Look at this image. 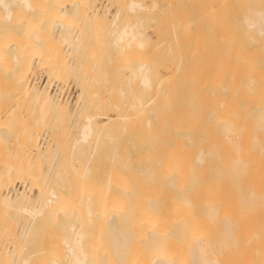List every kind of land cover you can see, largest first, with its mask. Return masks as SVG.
<instances>
[{"label":"bare ground","instance_id":"1","mask_svg":"<svg viewBox=\"0 0 264 264\" xmlns=\"http://www.w3.org/2000/svg\"><path fill=\"white\" fill-rule=\"evenodd\" d=\"M92 1L0 0V24L7 21L14 26H10L13 32L8 40L11 50V58L8 59L12 62V80H9L11 103L7 110L0 104V114L7 115V123H0V140L9 134L10 144L8 158L3 154L0 164V234L5 232L9 235V239L0 245V256L7 259L16 251L19 254V240L25 245L35 240L34 245L37 246L32 251L27 252L30 248L23 251L24 256L21 254V264H175L170 251L171 237L167 239L166 230H169L170 236H186L190 242V264L257 263L256 260L252 263L251 254H255L254 248H257L253 241L256 234L259 235V229L254 227L252 231L249 228L253 215H250L252 218L248 223L245 213L248 209L256 210L255 205L250 208V201L254 198V204L258 205L257 196L260 195L256 192L255 198L256 177L253 179L251 168H255L257 160L251 155L258 154L260 160L264 158L260 157V154L264 156V42L245 51L241 48L242 43L224 41L225 23L216 26L192 24L215 13L225 14L233 4L241 7L243 0H204L191 19L173 26L176 46L171 50L173 54L167 56L164 54L165 40L150 38L146 34L147 29L144 31L137 23H130L131 20L120 25L117 23L122 10L138 11L143 7L142 0H114L117 9H114L113 16L110 14L112 21L109 22L107 0L101 9L97 8L98 5L93 7L96 4L95 0ZM149 2L151 10L156 8L158 2ZM255 7L245 12L242 28L244 32L253 29L264 34V9ZM122 17L125 18L124 15ZM110 22L113 28L111 31L108 28V32L113 36L112 44L115 50L125 53L128 87L119 91L127 105L122 113L116 112L113 116L103 112L107 110L112 95L108 91L93 99L94 111L89 108L91 112L84 114L87 112L83 106L88 101V93L91 101L86 105L89 107L92 102V94L87 90L88 58H94L95 52L92 49V40H95L88 31L90 27L102 28ZM51 26L58 27V31L55 32L53 27V33ZM1 29L2 63L7 46L3 51L1 39L9 36L4 35L5 29ZM154 31L157 36L159 31L156 28ZM185 32L183 36L186 35L187 40L179 41V36ZM204 36H209L210 41L203 39ZM62 45L66 47L65 51ZM40 65L44 67L46 82L39 85L30 81V77ZM75 71L81 83L80 92L70 107L71 103L64 97L53 95L49 86L53 81L60 84L65 72H73L74 75ZM1 74L4 73H0V78ZM96 92L94 90V95ZM4 100L2 104L7 107ZM77 111L84 114V119L76 126L78 135L72 151L76 148L77 153L83 155L84 146L89 142L92 143V154L99 136L113 139L120 127L119 137H122V132L129 138L133 137L136 142L130 140L138 144V153L156 157L152 173L143 167L138 168L137 174L128 173L123 170L127 163L121 165L120 159L115 162V158H111L112 163L103 179V190L94 188L99 186L98 177H94L87 191V184L82 179L88 172L87 164L77 171V185L68 183L61 137L66 119L69 120ZM43 131L48 132L44 146L38 142ZM182 154L187 156L185 169L170 165L174 156ZM166 156L171 157L168 159ZM250 158L252 161L255 159L251 168ZM43 163H46V169H41ZM260 167L259 164L258 172H261ZM262 173L264 171L261 172L264 176ZM133 176L138 177V181L142 178L154 181V184L176 185L178 179L184 180L186 185L197 188L200 194L197 198L193 193L192 198L187 192L184 194V202L195 213L191 210L189 217L179 219L156 214V199L153 196L148 198L138 219L142 230L138 227L141 232L137 237L144 246L135 255L130 253V243L137 237L135 233L134 238L130 234L134 230L129 232V229H133L136 216L132 212L133 220L128 227L131 215L128 208L131 206L120 211L113 207V202H120L121 196L129 195L126 181ZM16 181L26 182L28 190H15ZM78 200L84 203L83 208ZM197 200L201 202L197 208L202 214H199L200 219L206 225L202 230L194 231L199 223V219H195L197 210L194 208ZM247 216L250 217L248 213ZM18 217L24 219V224ZM16 218L19 227L20 223L23 224L18 238L11 228ZM52 224L64 231L61 241L67 251L66 262H62L45 242L44 232L48 234L45 228L51 229ZM166 240L170 241L168 246ZM208 254L211 257H207ZM260 257L261 254L258 258L257 254L255 256L258 264Z\"/></svg>","mask_w":264,"mask_h":264},{"label":"rangeland","instance_id":"2","mask_svg":"<svg viewBox=\"0 0 264 264\" xmlns=\"http://www.w3.org/2000/svg\"><path fill=\"white\" fill-rule=\"evenodd\" d=\"M105 1L106 0H102V1L101 0H95L94 3L96 5H94L93 7H96L98 5L97 8L100 7L99 9H101L102 4L105 3ZM109 1H111V0H107L105 3L109 7V11H108L109 13L107 14V22H109L108 20L112 21V16L114 15V13L116 12L115 10L117 9V7H115V5H116L115 1L114 0L111 1L112 4ZM124 1L127 2V0H124ZM198 1H200V2H198ZM92 2L93 1L91 0V3ZM140 2L141 3L143 2L142 3L143 7L141 9H139L140 11L139 10L138 11L137 10L136 11H130L128 9H125V11L122 10L120 12V15L118 18L119 20H117V23L120 25L124 21L128 22L131 20L130 23H132V24L137 23L138 25L141 26V29H143L144 31H145V29H147L146 31H148V32H146V34H148L150 38H152V39L158 38L160 40H165L164 41V51H166V53H164V54L167 56V55L173 54V53H171V50L175 49V46H176V44H175L176 40L174 39V35L172 34L173 26L174 25H176V26L181 25V24L185 23L186 20L191 19L195 15V13L193 14V12L195 10H197L198 8H200L199 6L202 5L201 3L205 2V1L204 0H158V1L155 0V2L156 3L158 2V3L156 4V8L154 7V8H152V10H151V7H149V5H150L149 0H147L146 2H145V0H142ZM198 3H199V5H198ZM111 5L113 7H111ZM103 6H104V4H103ZM236 6H239V7H236ZM253 6H256L255 8L264 9V0H243V4L241 5V7L238 4H233V6H231V8L227 11L228 13L227 12H225V14L215 13L212 16H210L209 18H206V20H203L202 22L199 20H196V21L192 22V24L202 23L205 25L211 24L213 26H216L217 24L219 25V24L225 23L226 27L224 28V31L226 33V37L224 38V41H227V42L232 43V44L242 43L241 48H244L245 51L246 50L248 51V50L255 48L254 46L256 44L264 42V34H259L256 30H253V29L249 30L248 32H244L243 28H242L243 18L246 15L245 12L246 11L249 12V9H252ZM191 7H192V9H191ZM1 12L2 11H0V14H1ZM123 12H125V13H123ZM236 12H237V14L235 15ZM111 13H113V14H111ZM147 14H149L150 16ZM247 14H250V13H247ZM122 15H124L125 18H123ZM144 15H145V17L148 16V18H146V20L144 19L145 18ZM230 15L232 16L231 19H230V17H231ZM150 17H152V18H150ZM150 19H152V20H150ZM134 20L135 21L137 20V21L134 22ZM139 20H141V23L139 22ZM119 21H120V23H119ZM9 22H12V21H9ZM148 22H151V23H148ZM0 25H1L0 27L3 30L5 29L3 31L4 35L7 34V37L9 36V38H7V39H5V38L1 39V41H3V47L7 46V50H6V47H4L3 51L6 50V51H4L6 57L4 56L5 60L3 59L4 61L2 60V63L0 62V64H1L0 65V71H2L0 73H4V74H1V78H0V84L2 86V88H0V91L2 93L4 92V94L0 93V95H1L0 96V99H1L0 104L4 108V110H7V109H9L8 106H10L9 103H11L9 101V100H11L9 84L12 80V76H11L12 73L10 72L12 70L10 68L12 66V64H11L12 62H11V59H8L9 57L11 58V55L9 53V51H11V50H10V46H9L10 42H8V40L11 37V35H9V34L11 32H13L12 27H14V26L12 25V23H10V25H9V23L7 24V21H4V23L0 24ZM110 25H111V27H110ZM10 26H12V27H10ZM106 26H107V28H106ZM106 26L102 27V28L100 26L90 27V29L88 31L90 33V35L92 34V37L95 40V41L92 40V49L95 52L93 54L94 58H88L89 63L87 65H88V71L90 74L88 75V77L86 79H87V90H88V92H91V94H92L91 95L92 96L91 97L92 102H91V104L89 103V107H88L87 102L91 101V99H89L90 93H88L89 94L87 96L88 101L85 103V106H83L84 110H86L87 112L85 111L86 113H84V114H87L88 111L90 113L92 109L94 111L95 102L93 99H95V98L97 99V96L103 95V94L107 93L108 91H111L112 95H111L110 99L108 100L109 105H108L107 110H105L103 112L108 113L109 115L113 116V115H116L115 114L116 112L122 113L125 110L126 105H127L125 102L126 99L124 97L122 98V96H121V94H123V93L122 92L120 93V91H123V89L125 90L128 87V84H127L128 82H126V80H127V68L124 66L125 53L123 51L115 50L114 45L112 44L113 36H112V34H110L111 32H108V28H109V31H111L113 28V24L110 22ZM53 27H55V32H57L58 27H56V26H53ZM53 27L51 26V31H53V33H54ZM153 28L154 29L156 28V30L159 31V33L157 32V34H158L157 36H156V33H155ZM186 33L187 32H185V33L181 34V36H179V41L187 40L186 38H188V37L186 35L183 36ZM152 34H154V35H152ZM202 38L210 41L209 36H207V37L204 36ZM7 42L9 44H6ZM63 45H62V48H63V51H65L66 47L65 46L63 47ZM259 47H261V46L259 45ZM7 60H8V62H7ZM75 77H76V71H75L74 75H73V72H65V74L63 75V80L60 82V84H58L56 81L55 82L53 81L50 83V86H49V91H51L53 93V95H56V97H58V98L64 97L65 99H67L69 101V103H71L70 107H73V103L75 101V98H77L78 93L80 92V90H79L80 89L79 86L81 84L80 79L78 78V76L76 78ZM30 78H31L30 81L36 82L39 85L41 83H45L46 82V74L44 72V67L42 65L38 66ZM4 79H5V81L3 82ZM9 80H10V82H9ZM4 86H5V88H4ZM94 90L98 91V93L96 92L97 95H94L95 94V93H93ZM5 91H7V93H5ZM4 98H5V100H4ZM3 100H4V102L6 101L5 106H7V107L3 106V104H4V103L2 104ZM7 101H9V102H7ZM121 102H123L122 103L123 105L120 104ZM7 104H9V105H7ZM111 104L114 106H110ZM1 106H0V108H1ZM120 106H123V108L121 109ZM89 108L91 110H89ZM116 110H118V111H116ZM75 113L73 114L74 118L70 116L69 120H68V118L66 119L68 121V123L66 121V125L63 126L64 133L61 137V142H62L63 148H64V153H63L64 164H66L64 169L67 171V176H68V181H69L68 183H72V186H73V184H74V186H76L77 183L79 182V177H78L77 171H79L84 164H87L89 166L88 172H86V174L82 178L85 181V185L87 184V188H86L87 191H88V189H90L89 188L90 183L92 182L94 177H98V179H99L98 180L99 186L94 187V188H96V190H103L104 189L103 179H104L105 173L109 170V167L112 163L111 158H115V162H119V159H120L119 163L121 165L124 162L127 163V167L124 168L123 170L128 171V173H132V174L133 173H135V174L139 173V170H138L139 167L148 168L152 173V171L154 170V166H153L154 165V159L156 157L153 154L148 155V154H144V153H138L137 149L139 150V147L136 146V145H138L137 143H132V141H134L133 137L129 138L128 135L125 136L124 132H122V137H119V136H121V134L119 135V133H118L120 127H118V130H117L115 136H113V139H110L108 136H99V138L96 142L97 146H95L96 149H95V151H93L92 154H90L92 143H89V142L86 143L84 146L83 155L78 154L77 153L78 150L76 148H73V151H72V146H73L74 140L76 139V137L78 135L76 126L78 124H80L81 122H83V119H84L83 113H78V111ZM1 114H3V113L1 112ZM1 114H0V123H5L6 119H7V117H6L7 115H4V114L1 115ZM70 118H73V120L72 119L70 120ZM2 119H3V122H1ZM42 133H43V135H41L38 142L41 141L39 143H41V145L44 146L45 145L44 143H47V141H48V139H45V138H47L48 132L43 131ZM7 135L9 137V134H7ZM8 137L6 136L5 139L0 140V164H1V159H3L4 156H5L4 158H6V159L8 158V151H9L8 148H10ZM7 138H8V143H6ZM125 139H127V140H125ZM130 139L131 140L133 139V140L131 141ZM4 140H5V142H4ZM2 141L5 143V145ZM91 142H94V140L93 141L91 140ZM134 142H136V141H134ZM7 144L9 145V147ZM129 144H131V145H129ZM3 154H4V156H2ZM166 157L168 159H170L171 156H166ZM251 157L252 158L256 157L255 159L257 160V162H254L255 159L252 161V159L250 158L249 165L251 168L252 167L251 163L254 162V166H255L254 169L255 170L251 168L253 179L256 177L254 180V182H255L254 184L256 185V183L258 182V186H261L260 187L261 189H260V188H258V186L256 187L254 185L255 198L257 196L256 192L258 194H260L257 196V198L259 197L258 200H259L260 204H259V202H258V205H257V203L254 204L253 201H255V199L253 198L252 202L250 201V203H251L250 208H252V205H253V207L255 205L256 210H255V208H252V210L255 211L254 213L251 209L250 210L248 209V211H247L249 216L253 215L252 216L253 218L251 216L249 218H247L248 217L247 213H245L246 216L245 215L244 216L247 219L246 221L248 223L250 222V218H252L251 220L253 223L250 222L251 226L249 227L251 230L254 227L259 229V230H257V232L259 231V235L257 233L256 234L257 237L254 236L258 240L254 239L255 242L253 241V244L254 243L256 244V245L254 244V247L257 246V248H254L255 254H253V253L251 254V256H253L252 263H255L254 260H256L257 263H255V264H258L257 259H255V256L257 254V258H258V255L260 256V254H261L262 257H260L259 264H264V183L259 184L261 182H264V180H262V178H264V176H261V172L264 171V169H261L262 167H264V163H262V162H264V158H262L264 156H262L260 154V157L262 158V160L258 159L259 158L258 154L257 155L252 154ZM173 158H175V160ZM173 158H172L173 163H170V165H174L176 168L185 169L186 166L188 165L187 156H185L183 154L181 156H174ZM168 161L169 160H167V162ZM260 161H262V162L260 163ZM259 164L261 166L260 167L261 172H258L259 171V169H258ZM45 165H46V163L45 164L43 163V166H41L42 168L41 167L40 168L46 169ZM115 167H118V166H115ZM0 169H1V165H0ZM114 170H117V168H114ZM205 171L207 172V169H205L204 172ZM255 172H258V174L260 173V175L258 176L257 173L255 174ZM262 174H264V173H262ZM185 175H186V172H185ZM183 178H185V176H183ZM126 182H127V184L125 187H126V190L129 191V195L121 196L122 197L121 201L120 202L119 201L113 202V207L116 206L117 209L120 211V210H125L126 207L128 208V206H131V208L130 207L128 208V209H131V211L129 210L131 215L129 214L130 215V221H129L130 223L128 224V227L133 220V217L131 220V216H132V212H133V215L136 216V220L135 219L133 220V223H132L133 229H132V227L129 229V232L134 230L130 233L131 235L133 234V237H134L135 233H136L135 237H137V235L142 230L141 226L139 225L140 221H138V219H139L140 215H142V213H143L142 211H144L143 209L146 208L145 204H147L148 198L153 196L152 198L156 199L155 203H157V205H158V207H157L158 210H157L156 214H159L162 216L166 215V216H168V218H172V219H179V218H182V217L187 216V215L189 217V214L192 213L191 210H193L192 208L188 207V205L184 202V200H183L184 194L187 192L191 198H192V193H193V196H195V198H197L198 195L200 196V194L197 193V191H198L197 188L190 186V185H186L184 180L181 181L180 179H178L176 181V185H169V184H162V183L161 184H154V181H149V180H145L142 178H140V180L138 181V177H136V176H133L132 179L129 178ZM26 184H27L26 182L23 183L21 181H16L15 182V190H16V188H17V191L18 190H28V187L26 186ZM24 186L26 189L24 188ZM94 186H96V185L94 184ZM74 190L75 189H73V191ZM218 190H219V188H218ZM226 192H227V190H225V193ZM210 193H211V190H210ZM226 194H227L226 195V197H227L228 193H226ZM229 196H231V195H229ZM199 201L200 200H197L196 201L197 203L195 204L196 206H194V208H196V210L201 205L200 204L201 202H199ZM78 204L81 208L84 207V203L81 200H78ZM159 210H161V211H159ZM122 212H125V211H122ZM196 212H197V214H196L195 219H199V223L197 224V227H196V229H194V231L200 230V229L202 230V228H204L203 226L206 225L205 222L201 221V219H200V215H202L201 212H199L198 210ZM249 212H250V214H249ZM193 213H195V210H193ZM142 217H144V214ZM18 219H20V222H22L24 224L23 218L18 217ZM21 219H23V221ZM16 221H17V218L15 219V222L13 223V225L11 224L12 225L11 228H12V230L14 229V232L16 234L15 236L18 238L20 236L19 231L22 230L23 224L20 223V227H19V223H18L19 220L17 222ZM87 223H88V221L86 220V224ZM52 225L53 226L51 229L49 228L48 230H46V228H45V231L48 232V234L46 232H44L45 242L48 244V246H50L54 250L53 251L54 253L58 254L61 257L60 260L62 262H66L67 251L64 247V244L61 241V238L63 236L64 231L60 230L58 226H55V224H52ZM138 227H140L141 230L138 229ZM19 228L21 230H19ZM134 228H136V230L138 229L139 231H135ZM17 229H18V231H17ZM166 232H168L167 239L171 237V240H172L171 245H170V251H171L172 259H173L172 261L175 264H190L189 263L190 251L188 248V244L190 242L186 239V236L181 237V238H177V237L172 236V235L170 236L169 230H166ZM37 237L39 240L40 237L39 236H37ZM8 239H9V235L7 233H5V232L1 233L0 234V245L2 242H6V240H8ZM38 240H36V242H38ZM19 241H20L18 244L19 254L16 251L15 254L10 256L11 259L9 256L7 259H4L0 256V264H21L22 263L21 258L24 256L23 251H26L28 248H30V249L27 250V252L30 250L32 251L37 246V244L34 245L35 240H34V242L30 243L29 245L26 244L27 246L24 244V242H21V240H19ZM168 243H170V241L167 242V240H166L167 246L169 245ZM130 244H131L130 245L131 255L137 254L138 250L139 249L141 250L144 246V245L142 246V241L140 239H138V237H137V240L136 239L133 240V238H132V242ZM7 245L8 244L6 243V246ZM20 246H22V249H21L22 251L20 250ZM8 247H9V245H8ZM27 252H25V255ZM21 254H23V256L20 258ZM207 257H211L210 254H208Z\"/></svg>","mask_w":264,"mask_h":264}]
</instances>
